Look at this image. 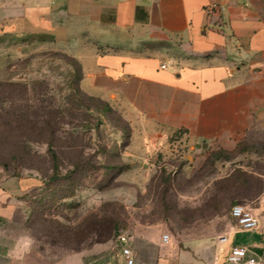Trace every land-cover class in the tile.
Returning <instances> with one entry per match:
<instances>
[{"label":"crops","instance_id":"1","mask_svg":"<svg viewBox=\"0 0 264 264\" xmlns=\"http://www.w3.org/2000/svg\"><path fill=\"white\" fill-rule=\"evenodd\" d=\"M10 9L43 32L79 31L119 47L91 53L83 85L140 119V143L160 149L180 132L176 142L191 149L264 156L253 145L264 141V0H20ZM250 173L264 182V172ZM38 183L11 174L0 179V264H126L115 231L56 262L28 236L12 235L7 223L18 197ZM99 197L129 211L121 231L138 264H227L233 245L264 259V185L244 204L259 218L258 228L241 230L230 216L203 246L182 245L173 235L165 241L160 222L133 215L132 186Z\"/></svg>","mask_w":264,"mask_h":264},{"label":"rangeland","instance_id":"2","mask_svg":"<svg viewBox=\"0 0 264 264\" xmlns=\"http://www.w3.org/2000/svg\"><path fill=\"white\" fill-rule=\"evenodd\" d=\"M16 1L0 0V79L19 83L4 88L14 101L8 105L11 132L0 137V179L16 174L34 177L39 185L19 195L17 212L7 223L12 235L28 236L56 262L128 225L125 206L99 196L132 186L137 202L130 212L143 221L160 222L163 233L182 245L203 246L216 237L230 220L232 206L248 203L264 185L250 173L264 172V156L233 152L231 160L215 159L217 151L177 143L179 132L171 133L160 149L140 143V119L83 85L91 53L119 47L79 31L43 32L24 19L17 21L10 13ZM26 89L31 115L23 128L16 112ZM42 105L48 108L47 121H59L57 180L49 179L53 172L47 144L34 139ZM24 138L32 142L24 146ZM255 142L256 151L264 152V141ZM79 158L82 166L67 173Z\"/></svg>","mask_w":264,"mask_h":264},{"label":"trees","instance_id":"3","mask_svg":"<svg viewBox=\"0 0 264 264\" xmlns=\"http://www.w3.org/2000/svg\"><path fill=\"white\" fill-rule=\"evenodd\" d=\"M18 82H14L13 80H11V78H6L1 80L0 79V137H6L7 134H9L11 132L10 126H11V121H8V115L10 112V107L8 106L10 104V102H13V96H9L8 94L5 95V87H14V86H18ZM28 89H26V92H24V94L21 95V97L19 98L20 101V105L17 107V117H19L22 121L23 124V128H27V122H30V105L27 103L29 100L28 97ZM108 104L105 105V107H107ZM48 113V108L46 106H40L38 109V112L36 113V117L38 120V124L35 126V136L34 139H37L38 142H43L45 144H47L48 146V154L50 155V159H51V163H52V176H50L49 179L52 180H57V178L59 177V170L61 167V161H60V156H59V152L57 151V139L59 138L57 136L58 134V124L59 121L58 120H54L52 121H47L46 118V114ZM58 121V122H57ZM182 132V131H181ZM180 133V132H179ZM32 142V140H29L28 138H24L22 141V144L24 146L29 145ZM240 149V148H239ZM213 157L215 159H220V158H224V159H229L231 157V155L225 154L222 155V152H214L213 153ZM5 170H8V164H3ZM71 165L73 167L72 170H68L67 173H74L76 171V169H79L80 166H82V161L81 158L71 162ZM16 175V174H13ZM18 176V175H16ZM117 235L121 232V229H118Z\"/></svg>","mask_w":264,"mask_h":264},{"label":"built area","instance_id":"4","mask_svg":"<svg viewBox=\"0 0 264 264\" xmlns=\"http://www.w3.org/2000/svg\"><path fill=\"white\" fill-rule=\"evenodd\" d=\"M214 6L221 7L218 2L214 3ZM166 67V63L161 64V68ZM231 216L241 230L250 231L259 226V218L243 204H234L231 208ZM117 238L121 244L122 255L125 258L126 264H138L133 250L128 245V235L121 231L117 235ZM163 239L168 241L169 235L164 234ZM227 264H264V259L250 253L249 248L244 245H233L227 257Z\"/></svg>","mask_w":264,"mask_h":264}]
</instances>
